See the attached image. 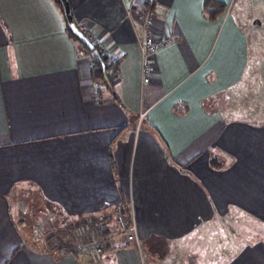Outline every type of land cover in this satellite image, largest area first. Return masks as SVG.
Masks as SVG:
<instances>
[{
    "label": "crops",
    "instance_id": "1",
    "mask_svg": "<svg viewBox=\"0 0 264 264\" xmlns=\"http://www.w3.org/2000/svg\"><path fill=\"white\" fill-rule=\"evenodd\" d=\"M69 2L116 74L93 77L55 0H0V264H92L47 249L46 214L100 219L99 264H264V4L159 2L145 84L147 0Z\"/></svg>",
    "mask_w": 264,
    "mask_h": 264
},
{
    "label": "built area",
    "instance_id": "2",
    "mask_svg": "<svg viewBox=\"0 0 264 264\" xmlns=\"http://www.w3.org/2000/svg\"><path fill=\"white\" fill-rule=\"evenodd\" d=\"M162 0H147V8L141 13V25L143 36L141 40V54L143 60L144 83H148L154 71L156 55L170 41L156 35L154 7ZM89 27H85L83 33H87ZM92 44H96L94 35L87 36ZM111 62H113L111 60ZM114 217L118 226V232L125 234L129 242L139 243L137 226L134 221H128L127 216L120 209L116 210ZM104 229L101 220L90 218L87 222L73 226L69 235L63 239L64 252L66 254L85 255L92 264H99L104 258L103 237L99 234Z\"/></svg>",
    "mask_w": 264,
    "mask_h": 264
},
{
    "label": "rangeland",
    "instance_id": "3",
    "mask_svg": "<svg viewBox=\"0 0 264 264\" xmlns=\"http://www.w3.org/2000/svg\"><path fill=\"white\" fill-rule=\"evenodd\" d=\"M250 1H252V5H253V8H251V9H255L254 12L257 11V13H262L264 0H250ZM251 65H250V67H251ZM257 69H260V74L252 77V81H250L249 84L254 85L253 88L257 89L258 93H256V98L258 100H264V93L262 92L264 90V62H259ZM25 208H29V206H26ZM43 219L46 220L48 223V230L45 231V233L47 235L46 237L48 238V236H50V238L52 240V241H50V242H52L51 244H58L61 246L64 244L63 239L69 235L68 232L73 229V226H78L80 224L87 222V220L81 221L82 223L80 221H75V220L72 221V220H70V218H67V219L63 218L59 222V220L56 219V217L54 215H51V214L50 215L46 214ZM234 219H235V217H226L225 225L227 227L230 226L229 224L233 223ZM233 229L238 230L237 228H233ZM263 233H264V227L259 225L260 237H262L261 235H263ZM99 234L101 235V237H103V242H104L105 241V235H103L101 232ZM42 236L44 237L45 235L43 233H41V237ZM103 242H102V245H103Z\"/></svg>",
    "mask_w": 264,
    "mask_h": 264
},
{
    "label": "trees",
    "instance_id": "4",
    "mask_svg": "<svg viewBox=\"0 0 264 264\" xmlns=\"http://www.w3.org/2000/svg\"><path fill=\"white\" fill-rule=\"evenodd\" d=\"M55 1L59 5L62 13L64 14L63 7H62L60 1L59 0H55ZM67 29H68V33L72 37V39H74V41H76L79 44H81L83 46V48L86 50V52H89V53H91L93 55V52L91 50H89L85 45H83L80 42V40L73 34V32L71 31V29L69 28L68 25H67ZM79 29L81 30L80 27H79ZM81 31L83 32V30H81ZM84 34L86 35L85 32H84ZM93 45L95 47V51L98 53V56H96V57L94 56V58H93V63H94L93 77L94 78H98L99 77L100 79L103 80L108 75L116 74V72H117V62L116 61L111 62L109 58H107L104 54L101 53V51L98 49L96 44H93ZM90 218L91 217H89V218L87 217V218H85V220H87V219L89 220ZM127 219H128V217H127ZM85 220H81V221H85ZM43 238L46 239V236H44ZM46 240H47V243H46L47 249H50V251H53V250L61 251L62 249H64V244L62 246L58 245V244H51L52 242H50V241H52V240H51L50 236Z\"/></svg>",
    "mask_w": 264,
    "mask_h": 264
},
{
    "label": "water",
    "instance_id": "5",
    "mask_svg": "<svg viewBox=\"0 0 264 264\" xmlns=\"http://www.w3.org/2000/svg\"><path fill=\"white\" fill-rule=\"evenodd\" d=\"M64 11V16L66 19V22L73 32V34L80 40V42L85 45L89 50L93 52V55L96 57L98 56V53L95 51L94 45L91 43V41L88 39V37L79 29L74 16L72 14V7L69 2V0H59Z\"/></svg>",
    "mask_w": 264,
    "mask_h": 264
}]
</instances>
